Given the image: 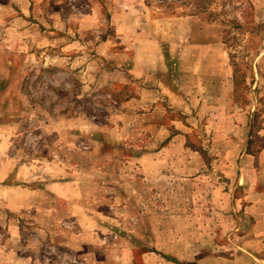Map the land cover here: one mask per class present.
Instances as JSON below:
<instances>
[{
    "label": "rangeland",
    "instance_id": "374dc122",
    "mask_svg": "<svg viewBox=\"0 0 264 264\" xmlns=\"http://www.w3.org/2000/svg\"><path fill=\"white\" fill-rule=\"evenodd\" d=\"M251 253L264 0H0V264Z\"/></svg>",
    "mask_w": 264,
    "mask_h": 264
},
{
    "label": "crops",
    "instance_id": "0c3cea01",
    "mask_svg": "<svg viewBox=\"0 0 264 264\" xmlns=\"http://www.w3.org/2000/svg\"><path fill=\"white\" fill-rule=\"evenodd\" d=\"M250 257H251V264H260L258 261H256V260H261V259H264L263 257H262V255L261 256H258V255H254V254H250ZM248 264H250L249 262H248Z\"/></svg>",
    "mask_w": 264,
    "mask_h": 264
}]
</instances>
